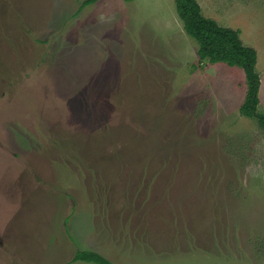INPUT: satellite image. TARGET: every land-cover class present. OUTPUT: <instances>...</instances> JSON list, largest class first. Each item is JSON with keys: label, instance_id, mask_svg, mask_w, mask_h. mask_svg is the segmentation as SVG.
<instances>
[{"label": "rangeland", "instance_id": "obj_1", "mask_svg": "<svg viewBox=\"0 0 264 264\" xmlns=\"http://www.w3.org/2000/svg\"><path fill=\"white\" fill-rule=\"evenodd\" d=\"M258 52L264 0H198ZM0 0V264H264L245 70L176 0Z\"/></svg>", "mask_w": 264, "mask_h": 264}, {"label": "trees", "instance_id": "obj_2", "mask_svg": "<svg viewBox=\"0 0 264 264\" xmlns=\"http://www.w3.org/2000/svg\"><path fill=\"white\" fill-rule=\"evenodd\" d=\"M97 0H84L83 4ZM177 10L186 31L199 43L200 59L210 62H227L241 66L248 82L247 93L240 107L243 115L258 119L264 129V110L260 108L261 74L257 69L258 52L254 46L244 43L240 30L220 24L206 16L198 0H176ZM73 260L97 264H116L101 252L93 249H77Z\"/></svg>", "mask_w": 264, "mask_h": 264}, {"label": "crops", "instance_id": "obj_3", "mask_svg": "<svg viewBox=\"0 0 264 264\" xmlns=\"http://www.w3.org/2000/svg\"><path fill=\"white\" fill-rule=\"evenodd\" d=\"M259 58V57H258Z\"/></svg>", "mask_w": 264, "mask_h": 264}]
</instances>
